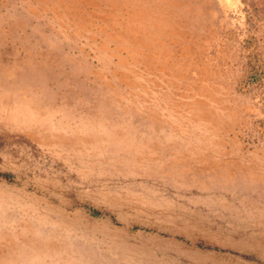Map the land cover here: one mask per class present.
<instances>
[{
  "label": "rangeland",
  "instance_id": "rangeland-1",
  "mask_svg": "<svg viewBox=\"0 0 264 264\" xmlns=\"http://www.w3.org/2000/svg\"><path fill=\"white\" fill-rule=\"evenodd\" d=\"M0 264H264V0H0Z\"/></svg>",
  "mask_w": 264,
  "mask_h": 264
}]
</instances>
